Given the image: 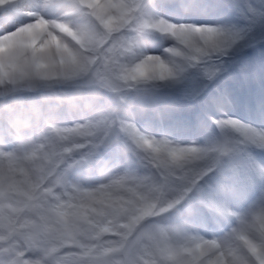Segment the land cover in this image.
I'll return each instance as SVG.
<instances>
[{"label": "clouds", "instance_id": "clouds-1", "mask_svg": "<svg viewBox=\"0 0 264 264\" xmlns=\"http://www.w3.org/2000/svg\"><path fill=\"white\" fill-rule=\"evenodd\" d=\"M0 264H264V0H0Z\"/></svg>", "mask_w": 264, "mask_h": 264}, {"label": "snow or ice", "instance_id": "snow-or-ice-1", "mask_svg": "<svg viewBox=\"0 0 264 264\" xmlns=\"http://www.w3.org/2000/svg\"><path fill=\"white\" fill-rule=\"evenodd\" d=\"M13 18H14V14H13V13H9V15H8V19L11 20V19H13Z\"/></svg>", "mask_w": 264, "mask_h": 264}]
</instances>
